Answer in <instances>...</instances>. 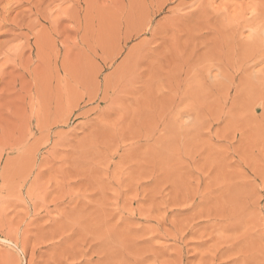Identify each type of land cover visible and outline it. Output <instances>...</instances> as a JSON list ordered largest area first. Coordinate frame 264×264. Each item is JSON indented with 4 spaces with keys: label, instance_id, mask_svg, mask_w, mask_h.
Masks as SVG:
<instances>
[{
    "label": "rangeland",
    "instance_id": "1",
    "mask_svg": "<svg viewBox=\"0 0 264 264\" xmlns=\"http://www.w3.org/2000/svg\"><path fill=\"white\" fill-rule=\"evenodd\" d=\"M0 264H264V0H0Z\"/></svg>",
    "mask_w": 264,
    "mask_h": 264
}]
</instances>
